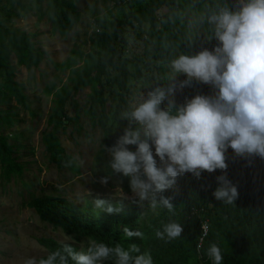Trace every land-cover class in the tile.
<instances>
[{
  "label": "trees",
  "instance_id": "trees-1",
  "mask_svg": "<svg viewBox=\"0 0 264 264\" xmlns=\"http://www.w3.org/2000/svg\"><path fill=\"white\" fill-rule=\"evenodd\" d=\"M51 1L53 30L66 36L81 19L77 0ZM226 2L122 0L127 5L122 15L113 19L94 17L91 22L94 30L88 38L90 50H79L69 62L56 64L69 74L61 86L52 85V107L47 127L42 132V143L49 161L58 168L79 171L74 158L65 151L60 133L65 132L70 124L81 126L78 96L88 88L89 100L83 115L91 127L102 131L100 148L95 156L94 175L97 179L110 175L108 182L111 187H115V184H111L115 180L124 193L130 194L129 178L119 173L112 175L103 144L111 146L123 133L128 122L120 121V114L130 110L142 93L146 95L157 85L168 87V82L164 80L169 75V63L173 58L186 51L194 54L204 47L211 50L216 45L215 40H205L204 35H210L209 26L198 25L196 21L201 12L214 10ZM231 2L234 4V0ZM128 28L143 44V56L133 59L127 56L125 34ZM37 35V32L7 24L0 16V106L16 102L30 109L28 96L16 77L18 67L31 70L43 62L45 51L37 45ZM78 60L82 62L79 66ZM182 79L185 76L177 77V81ZM187 88L188 98L196 94H212L209 85L195 81ZM168 99L171 98L166 97L165 100ZM174 99L178 100L176 93ZM15 122L10 109L0 108V169L6 181L22 176L24 171L23 164L15 156L16 145L11 142L12 135L2 132L5 126L14 125ZM128 147L135 150V146ZM226 162L227 178L238 188V197L233 204H223L212 195L218 186L216 177L221 170L212 173L205 171L199 179L191 175L184 182L176 200L171 199L173 210H162L149 224L142 226V239L132 237L127 240L122 233L125 226L135 228L138 214L119 223L114 211L102 219L98 218V221L88 211L81 212L64 202L41 197L31 199L29 207L42 221L63 229L77 241L104 242L109 246L119 244L124 248L136 243L142 252L151 254L154 264H212L206 250L213 243L221 250L222 264H264V159L236 157L229 149ZM162 195L167 197L164 192ZM201 215L202 220L210 222V233L199 252L197 244ZM170 220L183 223L182 236L169 242L157 239L155 232ZM37 241L47 250L40 259L52 252H62L66 243L79 251L78 244L71 242L61 243L48 237L37 238ZM67 264L72 262L68 260Z\"/></svg>",
  "mask_w": 264,
  "mask_h": 264
},
{
  "label": "clouds",
  "instance_id": "clouds-1",
  "mask_svg": "<svg viewBox=\"0 0 264 264\" xmlns=\"http://www.w3.org/2000/svg\"><path fill=\"white\" fill-rule=\"evenodd\" d=\"M198 25H207L215 40L209 50L185 52L169 63L168 87L157 85L120 114L126 120L123 133L111 146H104L112 175L129 178L131 192L139 201H148L152 209L171 212L174 204L162 193L176 184V178L190 173L199 179L203 172L221 170L213 197L223 204H233L238 188L227 178L226 153L236 157L264 159V0H227L214 10L201 12ZM183 75L185 79L177 81ZM209 85L211 95L196 94L175 103V93L193 82ZM170 97L167 107L162 102ZM135 146L130 150L128 146ZM159 159V164L157 159ZM111 176L100 177L107 184ZM124 196V195H123ZM122 196V197H123ZM93 206L101 212L118 209L108 199L96 197ZM183 223L173 220L155 232L165 242L182 236ZM125 239H142V233L123 227ZM212 264H222V253L215 244L206 250ZM154 264L151 254L136 243L127 248L119 244L88 241L79 251L64 244L62 252H52L38 264ZM25 264H37L29 258Z\"/></svg>",
  "mask_w": 264,
  "mask_h": 264
},
{
  "label": "rangeland",
  "instance_id": "rangeland-1",
  "mask_svg": "<svg viewBox=\"0 0 264 264\" xmlns=\"http://www.w3.org/2000/svg\"><path fill=\"white\" fill-rule=\"evenodd\" d=\"M77 4L82 14L81 19L68 35L61 36L53 30L50 21L53 5L51 0H0V16L5 22L37 32V45L45 51V58L37 68L28 70L18 67L16 78L28 96L30 109L16 102L0 106L2 109H10L11 116L16 118L15 124L5 126L2 132L12 135L11 142L16 145L15 156L24 166L22 176L10 181L2 178L0 169V264H25L29 258L36 260L38 264L40 258L47 253L37 241L40 237L78 244L79 250L85 248L90 241H77L63 229L42 221L35 210L29 207V201L35 197L53 198L81 212L88 211L98 221V218L102 219L108 213H100L93 206L92 200L96 197L108 199L118 209L115 212L119 223L138 214L134 229L140 232L143 225L149 224L164 210L150 208L147 200L139 201L132 192L124 193L115 180L111 181L115 187H111L109 182L101 184L94 175L95 156L100 148L102 131L100 128L91 127L83 115L89 100L88 88L78 96L81 126L70 124L65 132L60 133L62 145L78 164L79 171L58 168L49 161L42 143V132L47 127L52 107V85L61 86L69 74L56 64L69 62L79 50H90L88 38L94 30L91 25L94 17L113 19L122 15L127 7L126 3L114 6L108 0H77ZM125 38L128 57L133 59L144 55L143 44L136 39V34L130 28L126 29ZM81 64L78 60L77 65ZM186 91L187 87L176 92V104L184 102L188 95ZM168 100L164 101L162 107H167ZM156 159L159 164L158 157ZM191 175L185 173L178 176L176 184L165 190L164 194L176 200L184 182ZM200 217L202 222V215Z\"/></svg>",
  "mask_w": 264,
  "mask_h": 264
},
{
  "label": "built area",
  "instance_id": "built-area-1",
  "mask_svg": "<svg viewBox=\"0 0 264 264\" xmlns=\"http://www.w3.org/2000/svg\"><path fill=\"white\" fill-rule=\"evenodd\" d=\"M108 1L114 6H118V5L122 4V0H108ZM209 233H210V222L207 219H204L201 222V231H200L199 241L197 244V250L199 252H201L202 247H203L205 240L208 237Z\"/></svg>",
  "mask_w": 264,
  "mask_h": 264
}]
</instances>
